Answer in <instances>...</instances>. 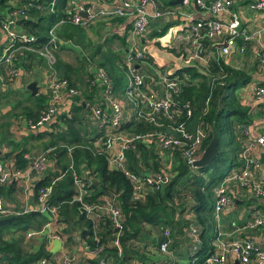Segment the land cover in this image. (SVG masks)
<instances>
[{"label":"crops","instance_id":"1","mask_svg":"<svg viewBox=\"0 0 264 264\" xmlns=\"http://www.w3.org/2000/svg\"><path fill=\"white\" fill-rule=\"evenodd\" d=\"M173 1L174 0H149L148 7L146 8L150 14H153L155 10H160L162 12L175 11L178 14L151 20L148 26V32L153 34L155 31L158 32L162 28L168 27L165 35L160 38H151V40L148 37L141 38L137 42V46L146 53L145 63L142 66L136 65L138 69H140L139 72L145 76V87L149 90L154 89L155 79H158L161 75H166L168 77L179 76L188 83L190 80V78L188 79L189 75L186 73L178 74L180 70L193 67L198 69V71L207 73L206 71L210 70V66L213 62L220 61L225 67L249 79V82L237 91L240 106L246 110V117L249 119L247 122L249 123L246 126L236 124L234 126L235 129L237 127V131H241L240 129L243 127L253 138L264 134V105L255 98L253 90L254 87H264V64H261L259 61L260 51L264 49V10L257 12L249 9V6L256 0H230L231 6L224 14L223 20L229 21L232 17L237 18L240 22V32L251 39L246 42L242 37L232 40L229 46V53L227 55H222L221 48L226 47L229 40V36L226 33H222L216 44L212 46L208 43L204 44L206 50L204 57L208 60L206 64L201 63L200 60H192L186 63L182 55H190V53L185 50L189 48V44H187L185 40L188 39L191 34V26L197 20L210 18L211 16L208 12H203L198 8L196 0H184L180 5H171L170 3ZM201 1L209 5L213 0ZM97 2L98 1L95 0H75L68 4V11L74 10L77 5L87 8L90 5L97 4ZM115 19L118 18L110 16L100 19L90 25L89 28L84 29L85 42L90 45V47L85 50L84 54L95 53L93 57L96 62L99 63L108 50L114 52L116 50V52H118L117 50L121 48L123 53L121 54L118 52L120 53V60L115 63V67L121 72L120 78L124 80V86L122 88L121 86L117 88L112 77L109 75L113 86L112 97H109L105 94L102 82L99 78L95 77L96 69L100 67L92 68L91 64H89V69H81L78 74L71 76L70 83L72 82L73 85L77 87L73 85L70 86L78 90L79 95L70 96L68 92L65 91L62 93V100L58 103V113L64 114L65 119L69 121L74 117L75 113L73 109L75 106H81L82 110H80L78 116L81 119L82 127L74 125V128L75 130L77 129L76 131L80 129V136H86L88 139H93L101 134L100 139L97 138V140L99 139L102 141L105 137V133H108L107 130L109 128H103L100 126L99 122L92 121L91 116L97 108L104 109L107 114H110L109 102L112 100L124 107L123 117L121 119L123 122L120 121L118 127H110L109 131L111 133L122 132L132 136L125 130H122L124 124L132 123V121L135 120V111L132 108L133 105L127 99L126 71L120 68V66L122 61L125 60L126 54L132 48L134 41L132 39L130 20L119 18L121 21H116ZM257 31L261 32L255 34ZM18 32L21 31L18 30ZM112 38H114V40L108 42ZM0 40H2L4 44L8 41L4 31H0ZM122 43L124 46L121 45ZM156 43L158 45H156ZM220 44H225V46L219 47ZM243 44L244 50L241 52L239 49ZM99 46L101 47L98 48ZM72 50V53L69 51L66 55L71 57L72 54H75L77 58L74 61L71 60V63L76 65L79 63L80 55L77 50ZM24 53L19 56L22 58L18 66L20 68L19 74L12 80L7 79L8 67L4 64H0V131L3 132L9 140L14 142H21L28 137L30 133L36 132V130H32L29 127L30 122L33 121L27 116L28 113L24 108L31 107L28 109L36 110L34 108L36 107L35 102L37 100L29 99L28 96L45 97L47 105L49 99L48 81L55 75L64 78L58 74L59 72L54 68V65H50L44 57L31 51H24ZM28 55H31V58H29ZM148 61L150 62L148 63ZM92 75L93 81L89 80L91 85L88 86L87 79ZM208 76L210 79L209 84H214L218 80V76L213 77L210 73ZM33 83L35 84L34 92L29 89V85ZM194 83H197V79L194 80ZM122 91H124V94H122ZM23 94L27 95V101H25L26 97L24 99L21 98ZM179 104L181 106L187 105L186 103H182L181 99H179ZM187 106L191 107L189 104ZM60 114L56 115L52 121L44 125L48 134H46L42 140H28L27 143H25V147L21 149L27 151L25 152L24 158L28 162V167L23 170L21 179L19 181L0 184V198L7 211L6 215H0L4 217L0 220L13 219L10 222L12 223L16 220V216L32 211L42 213L47 217V223L37 231L36 235L28 237V233L25 234L21 243L23 250L25 252H31L36 250L40 245L44 246L47 253L51 255L49 262L43 259L36 264H64L63 259L66 258L72 259L69 264H98L102 260L106 261L108 264H188L189 261L193 263L195 261V250L201 244L200 235L202 227L197 223L198 226L191 224L187 229L182 226L181 231L180 229L176 230L174 239L170 244L172 245L171 249L167 251V253L160 252L158 247L161 239V231L166 227H163L160 232L153 228H147L146 234H144L142 240L128 242L133 252L132 255L129 258L114 262L113 258L98 257L102 254L106 245H101V247L97 245L100 239L97 233H94L93 239L98 246L97 249L100 250L98 252L88 248L84 239L81 238L80 228H82V225L79 224L78 226L74 223L78 220L74 219L73 222H69L64 216L58 215L57 212L55 213V217H53L48 210H43L44 206H40L35 198L34 187L36 182L47 180V178L49 180L52 174L58 171L57 163L60 164L61 161H64L61 164L68 166L69 169L73 165L72 150L74 146L69 147L68 145H62V148L64 147L67 149V154L60 159H57L52 154L56 148L48 147L50 141L61 140L58 136L67 131V126L64 123L65 121L58 120ZM69 114L71 115L70 118H68ZM197 125V122L193 120L188 123V129L194 131ZM204 128L206 131H210L208 127L205 126ZM165 131L167 133H172L169 129ZM50 134L54 137L51 138ZM239 135L244 138L246 144L244 132H240ZM101 141H99L100 144ZM117 149L118 144L114 146V152L117 151ZM10 151V147L7 144H2L0 146V163L8 169L14 170L13 160L4 157V154ZM251 154L258 160L260 165L259 173L264 174V163L260 162V155L264 154V146H254ZM42 155L45 156L49 168L44 172L42 177L37 178L31 170L32 161ZM158 155L164 166H172L171 164L175 160L173 152L158 151ZM127 164L128 166L130 164L128 158ZM84 171L86 174V169ZM72 174L74 180L75 174L74 172H72ZM27 175L28 177L25 178ZM82 177L92 186L91 183L94 180H88L86 175H82ZM236 187L237 186H233L230 190L231 197L233 198L232 206L224 210L219 215L218 219L215 218L213 212V220H210L209 224H214L216 233V237L212 242L215 247L213 253H217L221 247L228 246L233 242L249 240L253 241L260 249H264V228L250 230L246 227L250 209L257 207L264 210V200L255 199L249 190H242ZM73 191L72 202H76L74 200V184ZM111 199L114 198L105 197V200ZM245 201L248 203L247 205H243ZM103 203L104 199L101 204ZM80 210L78 208V213H82L87 220L94 222V227L97 229L100 220L96 219L94 216H87L85 212H80ZM46 213H49V215ZM190 227L195 228L198 232V245L193 246L190 242L188 237ZM12 233H14V230L8 229L6 237ZM111 246L113 247V245ZM134 249L137 251V253L135 252L137 255L136 257L133 256L135 255ZM234 263L235 262L232 264Z\"/></svg>","mask_w":264,"mask_h":264},{"label":"trees","instance_id":"2","mask_svg":"<svg viewBox=\"0 0 264 264\" xmlns=\"http://www.w3.org/2000/svg\"><path fill=\"white\" fill-rule=\"evenodd\" d=\"M73 1L75 0H0V31H3L2 24L8 22L11 13H16L14 26H12L15 32L20 30L35 36V42L25 44V46L40 48L48 42L49 30L56 24L63 22L55 30L58 42L53 55L55 57L54 68L59 72L58 74L70 83L71 76L78 74L81 69H89V64H91L92 68H103L112 77L116 87L119 88L122 82L121 72L115 67V63L120 60L119 54H122L123 51L120 50V53H118L108 50L99 63L93 57L95 53L85 55V50L90 47L85 42V30L71 24V16L68 14V4ZM95 1L100 2L101 0ZM115 20L121 21L119 18ZM167 29L168 27H165L158 32L155 31L152 38L164 36ZM113 40L114 38L108 42ZM7 42L4 44L0 40V56ZM121 45L124 46L123 43ZM156 45L158 44L156 43ZM72 49L77 50L80 55L77 65L64 60L66 53L72 52ZM28 57L31 58V55H28ZM16 59V62L20 64L22 58L17 56ZM208 71L203 73L193 67L180 70L178 74L186 73L189 75L188 79L190 78L180 99L182 103L189 104L193 110L192 118L186 123L194 120L202 127L206 126L210 129L202 145L203 150L211 140L212 130H216L219 138L217 157L212 164L193 169L178 152H173L175 160L171 164L172 166H164L158 155L159 150L153 142H137L134 149L127 151V158L130 163L129 170L142 177L151 176L157 172H165L171 176L167 184L162 185L158 190L149 189L142 194L140 200L134 198L130 181L121 172L109 168L107 154L101 146L102 141L99 140L101 134L93 139H88L86 136H80V129L75 130L74 125L82 127L81 119L78 116V113L82 110L81 106H75L73 109L75 114L70 121L65 119L64 114L58 113V115L60 114L58 120L65 121L67 131L58 136L61 140L50 141L48 147L56 148L52 154L60 159L67 154V149L62 148V145L74 146L72 150V170L61 164L64 161H61L60 164L57 163L58 171L53 173L49 180L47 178V180L36 182L34 187L35 198L37 200L39 189L52 183V194L48 198L45 207L56 209L58 215L64 216L69 222H73L74 219L78 220L74 223L78 226L79 224L82 225V228H80L81 238L84 239L91 250L106 245L102 254L98 257L113 258L114 262L129 258L133 252L128 242L142 240L147 228H153L159 232L163 227L169 230V251L176 230L180 229L181 231L182 226L187 229L191 224L200 225L202 232L200 235L201 244L195 250V261L193 263L189 261L188 264H205L206 258L213 254L215 247L212 242L216 237V233L214 224H209L214 217L213 192L215 187L228 174L237 172L243 166V161L239 159V155L245 146V140L239 135L240 131H237V127L235 129L234 126L236 124L246 126L249 123L247 122L249 119L246 117L247 112L240 106L237 96V91L248 83L249 79L225 67L220 61L213 62ZM209 73L213 77L218 76V80L214 84H209ZM196 79L197 83H194ZM89 80L93 81V75L87 79L88 86L91 85ZM71 83L69 85H73ZM219 83H222V85ZM26 94L21 96L23 99L26 97L25 101L28 100V97L37 100L34 108L36 110L28 109L31 107L24 108L28 113L27 116L33 122H36L41 111L46 107V98L30 95L27 97L28 94ZM208 97H210L208 113L204 116L202 109ZM183 121H186V119ZM122 130L130 135H144L156 130V128L150 123L134 120L132 123L124 124ZM224 132L228 136L225 140H221ZM46 134H48V131L42 126L35 133H30L21 142H14L0 131V146L7 144L10 147L11 151L5 153L4 157L13 160L14 170L23 172L28 167V162L24 158L27 151L21 150L25 147V143L28 140H42ZM50 137L54 136L50 134ZM97 138H99L101 144ZM230 155L231 158L228 160ZM223 166L224 170L222 171ZM84 168L87 171L86 174ZM72 172L85 182L86 180L83 179L82 175H86L88 180H98L102 190L114 195L113 203L120 209L122 217V229L120 231L114 230L105 217L100 219L96 229L94 222L87 220L82 213H80L81 215L78 213V208L80 210L82 206L78 202H72L74 193ZM87 184L89 183L87 182ZM88 190L90 194L83 199L86 204H101L102 200L105 199L102 192L95 187L90 186ZM46 214L49 215V213ZM3 218L0 216V219ZM15 218L16 220L12 223L0 226V264H36L43 259L49 262L51 255L47 253L43 245L31 252H25L21 245L25 234L39 231L47 223V217L42 213L32 211ZM8 229L14 230V233L6 237ZM94 233L100 236L98 246L93 239ZM162 233L163 230L161 231L158 247L162 242L167 241ZM117 235L122 249L121 256H118L117 250L111 246ZM134 250V253H137L136 249ZM136 253L133 255L134 257L137 256Z\"/></svg>","mask_w":264,"mask_h":264},{"label":"built area","instance_id":"3","mask_svg":"<svg viewBox=\"0 0 264 264\" xmlns=\"http://www.w3.org/2000/svg\"><path fill=\"white\" fill-rule=\"evenodd\" d=\"M149 0H103L97 4L84 6L77 5L74 10L68 11L71 16L70 22L73 25L81 28H88L90 25L100 19L110 16L130 20L131 33L134 43L132 48L126 54L125 60L122 61L120 68L126 71L127 76V91L128 101L133 105L135 111L134 119L136 121H144L152 124L156 130L144 135H126L122 132L111 133L110 127H118L122 121L124 107L116 101L109 102L110 114H107L104 109H96L91 116L92 121L100 123V126L108 127L107 134L102 140V148L107 154V163L110 169L117 170L128 179L133 187L134 198L140 200L143 193L153 188L158 190L162 185L169 182L171 176L165 172H157L151 176H140L129 170L127 164V151L134 149L137 142H153L154 146L159 151L178 152L187 164L193 168L192 164L198 160L203 152L202 145L208 136V131L202 125L198 124L194 131L188 129V120L192 118L193 110L191 107L179 104V99L184 88L187 86V81L179 76L168 77L166 75L159 76L155 79L154 89L145 87L144 74L140 73V69L135 66H142L145 63L146 53L137 46V42L141 38H147L148 26L151 20L160 19L163 16L176 15L175 11H160L155 10L150 14L146 9ZM196 4L203 12H208L210 18L200 19L191 26V34L185 40L189 44V48L185 50L190 55H182L186 63L192 60H200L206 64L208 60L204 57L206 52L205 43L210 46L217 43L218 38L222 33L229 36L227 46L221 48V54L229 53V46L232 40L238 37L246 42L251 38L240 32V22L237 18L232 17L229 21H224V14L231 6L230 0H213L209 5L201 0H196ZM252 11H263L264 0H256L250 6ZM80 14H85L83 18ZM16 13H11L8 22L2 24V29L5 32L8 42L0 56V64L8 67L7 79L12 80L19 74V62H16L17 56H21L24 51H31L44 57L50 65H54L55 57L53 51L57 47L58 38L56 36V28L62 24L60 22L51 28L48 32V42L40 48H30L25 44L35 42V36L26 32H15L14 16ZM257 31L255 34H259ZM244 50V44L239 49ZM259 61L264 64V49L260 51ZM96 78L104 85L105 94L112 97V82L110 76L104 69H96ZM158 84V85H157ZM222 85V83H219ZM158 86V87H157ZM254 96L264 105V87H254ZM68 92L70 96L79 95V91L72 88L69 82L60 78L57 75L52 76L48 81L49 99L46 108L41 112V116L36 122H30L29 127L32 130L44 126L52 121L58 115V103L62 100V93ZM210 97L205 100V105L202 109V114L205 116L208 113V104ZM71 115H68L70 118ZM186 121H183L185 120ZM159 129V130H158ZM169 129L172 133H167ZM244 132L246 144L241 151L239 157L243 161V166L237 172L228 174L214 189V215L218 219L219 215L226 209L232 206L233 198L231 197V187L237 186L242 190H249L253 198L264 200V174L259 173L260 165L256 157L252 153V148L256 145L264 146V134L253 138L244 128L240 129ZM118 144L117 151L114 152V146ZM32 172L37 178L42 177L44 172L49 168L44 155L38 156L32 161ZM72 169V167H70ZM194 169V168H193ZM22 172L6 168L0 163V184H6L12 181H19ZM28 175L25 177L27 178ZM75 197L74 200L81 204V212H85L87 216H94L100 220L102 217L107 218L110 226L120 231L122 229V217L118 207L113 203V199L105 200L101 205L86 204L83 199L89 195L87 182L74 175ZM53 184L44 186L37 192V202L40 206H44L43 210H48L55 217L56 210L45 207V204L52 194ZM42 210V211H43ZM7 211L4 208L0 198V215H6ZM249 219L246 227L250 230L264 228V210L257 207L251 208L248 215ZM49 225V224H48ZM47 227V226H46ZM37 232H30L28 237L36 235ZM169 230H163V237L167 239L160 244L159 250L162 253L168 251ZM188 237L193 246L199 244L198 232L195 228L190 227ZM113 247L117 250L118 256H121L122 249L119 244L118 235L112 242ZM101 247V246H100ZM94 251L98 252L99 249ZM64 264H69L72 259H63ZM238 261L239 264H264V249L257 247L253 241L233 242L228 246H223L216 253L211 254L206 258L205 264H232ZM98 264H108L102 260Z\"/></svg>","mask_w":264,"mask_h":264},{"label":"water","instance_id":"4","mask_svg":"<svg viewBox=\"0 0 264 264\" xmlns=\"http://www.w3.org/2000/svg\"><path fill=\"white\" fill-rule=\"evenodd\" d=\"M183 2H184V0H174L170 4L171 5H180ZM80 15L83 18L86 17L85 14H80ZM224 46H225V44L219 45V47H224ZM135 68L138 69V66H135ZM34 87H35L34 83L29 85V89L32 90L33 92L35 91ZM218 142H219L218 134H217L216 130L213 129L211 140L209 141L207 146L204 148L200 158L192 164L194 169L203 168V167H206V166L212 164V162L215 160V158L218 155V151H217ZM260 162L264 163V154L260 155ZM91 185L93 187H95L96 189L100 190L105 197L114 198V195L112 193L104 191L101 189V184L98 181L94 180L91 183ZM12 220L13 219L0 220V225L10 223ZM234 264H239V263H238V261H235Z\"/></svg>","mask_w":264,"mask_h":264},{"label":"rangeland","instance_id":"5","mask_svg":"<svg viewBox=\"0 0 264 264\" xmlns=\"http://www.w3.org/2000/svg\"><path fill=\"white\" fill-rule=\"evenodd\" d=\"M147 37L151 40V38H152V33H148V35H147ZM234 43V42H233ZM121 50V48L119 49V50H117L118 52ZM115 52H116V50H115ZM72 53V52H71ZM77 57H76V55L75 54H72L71 55V57H69V56H65L64 57V60H66V61H74L75 59H76ZM77 65V64H76ZM119 73V72H118ZM121 74V73H120ZM123 82H124V80H122V82H121V88L124 86L123 85ZM122 94H124V91H122ZM41 116V113H40V115H39V117ZM39 119V118H38ZM37 119V120H38ZM227 133L226 132H224V134L222 135V138H221V140H225L226 138H227ZM230 158H231V155L229 156V158H228V160H230ZM222 171L224 170V166L222 167V169H221ZM248 203L245 201L244 202V204L243 205H247Z\"/></svg>","mask_w":264,"mask_h":264}]
</instances>
